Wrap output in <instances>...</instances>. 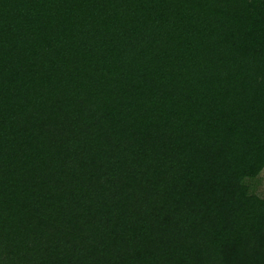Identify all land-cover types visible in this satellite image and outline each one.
<instances>
[{
    "label": "trees",
    "instance_id": "trees-1",
    "mask_svg": "<svg viewBox=\"0 0 264 264\" xmlns=\"http://www.w3.org/2000/svg\"><path fill=\"white\" fill-rule=\"evenodd\" d=\"M264 0H0V264H264Z\"/></svg>",
    "mask_w": 264,
    "mask_h": 264
},
{
    "label": "rangeland",
    "instance_id": "rangeland-1",
    "mask_svg": "<svg viewBox=\"0 0 264 264\" xmlns=\"http://www.w3.org/2000/svg\"><path fill=\"white\" fill-rule=\"evenodd\" d=\"M247 184L250 187V191L264 199V168L254 180L247 181Z\"/></svg>",
    "mask_w": 264,
    "mask_h": 264
}]
</instances>
